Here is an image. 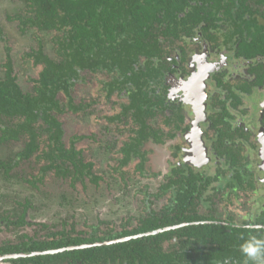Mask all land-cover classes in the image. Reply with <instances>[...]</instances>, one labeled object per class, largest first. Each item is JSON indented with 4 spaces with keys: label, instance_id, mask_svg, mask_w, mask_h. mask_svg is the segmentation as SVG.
Segmentation results:
<instances>
[{
    "label": "flooded vegetation",
    "instance_id": "flooded-vegetation-1",
    "mask_svg": "<svg viewBox=\"0 0 264 264\" xmlns=\"http://www.w3.org/2000/svg\"><path fill=\"white\" fill-rule=\"evenodd\" d=\"M21 1L22 6L14 14L0 18V42L3 43L0 78L9 73L23 92L32 93L35 81L37 84L46 70L54 68L60 75L66 73L67 55L73 52L74 46L67 47L54 31L32 23L24 24L26 19L35 17V11L26 0ZM196 2L202 9H196L200 12L196 25L195 13L191 12L190 34L183 31H178L177 36L157 33L155 50L140 55L135 66L143 71L141 92L132 97L133 78L123 82L117 66L109 68L102 65L104 63L86 59L80 49L79 60L81 63L88 60L89 65L88 68L80 64L74 66L76 73L70 78L73 85L68 88L72 107L67 104L69 97L65 90L57 91L55 99L60 101L62 111L52 113L62 129L61 143L64 147L75 145L81 150L84 161L91 163L89 176L84 180L69 178V184L74 188L78 182L84 185L88 179L96 189L100 181L107 185L109 176L110 194L97 193L98 205L107 199L110 205L118 206L111 216L124 210L122 221L109 225V220L99 217L96 211L94 223L84 222L88 230L79 229L73 216L70 221L63 219L60 223L50 221L49 216L26 221L25 212L22 220L20 217L23 208L17 215L13 212L16 208L1 207L5 201H0V244L20 246L29 239L44 240L50 231L58 232V236L72 233V237L84 240L59 251L84 245L87 247L75 249L93 248L91 245L107 240L126 239L102 246L142 239L143 245L149 244L151 252L165 260L157 252H177L174 250L179 247L177 243L186 238L183 229L194 225L224 227L234 234L247 230L250 236L264 239V0H234L233 4L231 0H190L191 5ZM218 2L222 7H215ZM184 14L180 13L179 17ZM11 24L21 35H30L34 41L17 61L5 36V29ZM60 65L62 69L58 68ZM91 65L96 66L91 68ZM28 67L37 69L35 77L28 74ZM27 74L31 90L22 88L21 80ZM63 79H69V75ZM92 83L98 97L77 100L73 94L75 89ZM137 97L144 98V103H139L140 116L131 108ZM117 98L122 101H115ZM117 105L118 110L109 113ZM69 114L75 118L88 115L92 119H97L98 115L100 130L111 131L112 126L116 137L106 144L104 152L117 161L115 170L124 182L120 188L115 189L114 175L117 174L96 166V157L90 160L86 157L90 146L100 141L95 133L75 131L68 135ZM1 118L4 122L11 120ZM119 135L126 138L120 139ZM43 139L48 141L42 138L39 150L26 159L18 157L22 140H19L22 142L19 150L0 158L6 163L13 160L11 167L0 168L6 181L20 174H10L12 170L30 160L38 166V174L28 180L30 184L38 187L48 174H55L53 170L41 171L47 163L43 156L37 157L44 146ZM19 141H2L0 131V149L3 144ZM83 141H90L86 148ZM131 164H134L132 171L124 172L123 167ZM35 169L33 166L32 171ZM14 203L20 204L19 201ZM139 207V211L130 210ZM29 224L32 230L25 229ZM247 224L259 227L247 229ZM18 233V243H15L13 236ZM17 253L21 252L0 253V256ZM7 259L1 262L10 264ZM234 259L238 262V258ZM241 259V264H246V258ZM79 261L75 264H80ZM226 261L231 264L232 260ZM109 263L114 264L113 260Z\"/></svg>",
    "mask_w": 264,
    "mask_h": 264
},
{
    "label": "trees",
    "instance_id": "trees-1",
    "mask_svg": "<svg viewBox=\"0 0 264 264\" xmlns=\"http://www.w3.org/2000/svg\"><path fill=\"white\" fill-rule=\"evenodd\" d=\"M26 1L29 8H34L32 10L35 11V17L26 19L24 24L32 23L54 31L56 36L62 38V43L67 47H74L73 52L67 55V67H64L66 73L60 75V71H55L54 68L46 70L37 84L34 80L32 93L23 92L9 73L0 78L1 140H22L23 147L18 153L21 160L33 155V151H38L42 138H47V142L43 139L44 146L37 155L47 160L41 171L53 170L61 177L84 180L90 175L91 163L84 161L80 155L81 150L76 149L75 145L64 147L61 143L60 123L52 113L53 110L62 111L60 101L55 99L60 89L65 90V95L69 97L67 104L72 107L68 88L73 85L70 78L76 73L74 66L80 64L83 68H88L89 65L88 60L85 63L79 60V49L86 59L104 63L102 65L109 68L117 66L123 82L133 78V97L135 93L142 91L140 77L143 71L135 66L140 55H148L155 50L158 44L157 33L164 36H177L178 31L190 34L193 28L189 21L191 12L195 13L193 19L196 25L197 15L200 14L196 9H202V5L198 2L191 5L190 0ZM231 2L233 4L234 0ZM217 6L222 7L221 2L215 5ZM226 7L231 8L230 5ZM185 9H188L187 12ZM180 13L185 14L179 17ZM107 61L111 62L105 63ZM61 64L64 66V63ZM62 65L57 67L62 69ZM153 70L157 71V68ZM128 72L131 74L128 75ZM67 75L69 79L64 80L63 77ZM143 99L137 97L132 102L131 108L135 109L137 116L142 112L139 103H144ZM1 116L11 120L4 122ZM17 162L16 159L15 164ZM11 163L13 164V160ZM11 163L0 161V168L11 167ZM185 201L188 204L187 199L183 202ZM23 213L24 211L20 214L21 220ZM182 233L186 238L177 243L176 246L179 247L174 249L177 252H157L165 260H161L160 255L153 254L149 244L143 245L142 239L136 240L137 242L51 253L48 251L84 242L77 236L72 237V233H69L70 236H58V232L52 231L48 232L49 236L44 240L29 239L20 246L0 244V253L27 254L24 257L7 259L6 262L10 264H75L79 260L82 264H110L109 260H113L114 264H225L228 259L232 260L231 264H241L243 254L240 246L250 237L247 230L234 234L215 225H194L186 227ZM131 250L136 252L132 253ZM34 252L45 253L32 254ZM234 258H238V262Z\"/></svg>",
    "mask_w": 264,
    "mask_h": 264
},
{
    "label": "rangeland",
    "instance_id": "rangeland-1",
    "mask_svg": "<svg viewBox=\"0 0 264 264\" xmlns=\"http://www.w3.org/2000/svg\"><path fill=\"white\" fill-rule=\"evenodd\" d=\"M21 6V0H0V18H3L5 16L7 18L8 16H11ZM5 36L8 39V43L12 46V52L15 61H17L18 59H22L23 52L26 51V49L34 43L32 36L21 35L14 24L9 25V27L5 29ZM2 46L3 43L0 42V60L3 54ZM26 70L30 76L35 77L37 69L28 67ZM28 74L26 75V77H23V80H21L22 88L24 90H31L32 88L31 85L28 84ZM73 94L77 100L87 97H98L97 88L93 83L90 85H85L82 88L78 87L77 89H75V92ZM115 101H122V98H117ZM100 106L101 105H99V107L95 109V112L100 108ZM118 107L119 106L117 105V108L109 113L116 112L118 110ZM103 108L105 107H102V109ZM97 117V119H92L91 117L86 115L80 118H75L71 116V114H69V117L67 118V123L69 125L67 126V132L68 135H72L75 131L95 133L96 138L100 140L98 143L99 145L90 144L91 146L86 153V157L89 160L93 157H96V166H101L108 172H114L115 174H117L114 175L116 178V183H114L116 184L115 189H117L120 188L122 186L121 184L124 183L123 178H121L115 170L117 161L114 160V157L109 158V156H107L104 152L106 144H109L115 139L116 132L113 131L112 126L111 131H106L105 128H102L100 130L97 125L99 124V119L101 118L98 115ZM98 131H100V134L98 133ZM119 138L125 139L126 136L119 135ZM89 143L90 141H83L82 145L86 148V145H89ZM21 147L22 142L20 141L19 143L10 142L8 144H3L0 149V158H5L7 155H11ZM173 156L174 155H171V157ZM133 165L134 164L123 167V171L131 172L132 170L130 169ZM33 166L36 167L35 171H32ZM37 168L38 166H36L34 162L30 160L22 162L18 168H16L14 171L12 170L10 174L14 172L20 174L16 175V177H12L8 181H6L4 176L0 174V201H5V204H1V207H14L16 208V210H14L13 212H15L17 215L23 208L26 221H30L34 217L36 219H39L40 216L44 218H48L49 216L50 221L54 223L59 221L60 223V221L63 219L70 221L73 216L75 220L77 219V227L79 229H83V227H85L86 230H88V225H85L84 222L86 221L88 224L94 223L95 221L93 220H96L95 211L99 217L109 220V225L113 224V222H118L119 220L120 223L122 221V219L120 218L124 216V214H126L124 210H122L121 214H119V212H116L113 216H111V213L118 206L110 205L107 199H105L102 204L98 205V197L96 196L97 193L102 196L110 194L108 188L110 186L109 176L106 177L108 180L107 185H105L104 181H100V183H98V185L96 186V189L94 187H91V181H89L88 179H86L84 185L83 183L78 182L73 188L69 184V178L61 176L59 177L51 173L44 178L42 183L37 184L38 187H36V184L32 185L28 182V180H31L33 176L38 174ZM94 172H96V170ZM15 201H19L20 204L16 205L14 203ZM139 209L140 207L138 209L131 208L130 210L139 211ZM25 229L32 230L33 228H31V224H29V227H26ZM8 235L11 236L10 234ZM18 239L19 233L16 236H13V242L16 243ZM0 264L5 263L1 262L0 260Z\"/></svg>",
    "mask_w": 264,
    "mask_h": 264
},
{
    "label": "clouds",
    "instance_id": "clouds-1",
    "mask_svg": "<svg viewBox=\"0 0 264 264\" xmlns=\"http://www.w3.org/2000/svg\"><path fill=\"white\" fill-rule=\"evenodd\" d=\"M258 225L247 224L245 228H258ZM241 253L246 258V264H264V239L250 236L241 246ZM225 264H228L225 261Z\"/></svg>",
    "mask_w": 264,
    "mask_h": 264
},
{
    "label": "water",
    "instance_id": "water-1",
    "mask_svg": "<svg viewBox=\"0 0 264 264\" xmlns=\"http://www.w3.org/2000/svg\"><path fill=\"white\" fill-rule=\"evenodd\" d=\"M126 239H120V240H107V241H104V242H100V243H97V244H93V245H91V246H97V245H99V246H101V245H103V244H111V243H113V242H118V241H125ZM84 247H87V245H84V246H80V247H71V248H69V249H75V248H84ZM63 250H65V249H63ZM62 250V251H63ZM59 251V249H57V250H50V251H48V252H58ZM38 253H45V252H34V253H32V254H38ZM27 254H24V253H17V254H7V255H2V256H0V260H2V259H5V258H15V257H24V256H26ZM80 264H81V262H80Z\"/></svg>",
    "mask_w": 264,
    "mask_h": 264
}]
</instances>
